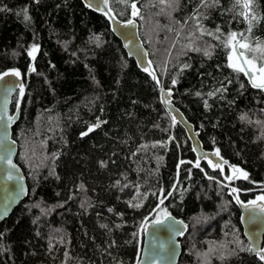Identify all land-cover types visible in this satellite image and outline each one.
I'll list each match as a JSON object with an SVG mask.
<instances>
[{
	"label": "trees",
	"instance_id": "1",
	"mask_svg": "<svg viewBox=\"0 0 264 264\" xmlns=\"http://www.w3.org/2000/svg\"><path fill=\"white\" fill-rule=\"evenodd\" d=\"M133 2L147 9L135 19L150 71L138 69L109 20L81 0H0V73L16 69L23 79V98L19 89L11 98L10 112L20 101L11 137L28 188L0 224V264H136L143 234H133L157 209L160 189L167 196L173 185L177 191L161 207L187 225L178 264H263L240 251L250 247L230 186L223 187L227 170L193 166L186 133L161 104L159 88L172 90L173 104L199 130L205 150L219 149L228 167L249 174L229 183L239 199L264 195V92L227 67L224 36L215 38L219 27L264 41V19L247 33L234 0L206 6L109 0V6L127 21ZM253 11L264 17V0H255ZM33 45L35 61L27 54ZM157 46L165 51L164 68L152 54ZM220 226L231 234L221 237ZM218 239L233 247L209 252Z\"/></svg>",
	"mask_w": 264,
	"mask_h": 264
},
{
	"label": "water",
	"instance_id": "2",
	"mask_svg": "<svg viewBox=\"0 0 264 264\" xmlns=\"http://www.w3.org/2000/svg\"><path fill=\"white\" fill-rule=\"evenodd\" d=\"M82 3L86 6V4L91 3L93 7H87L90 10H94L99 14H102L109 20V27L111 32L115 35L117 39H119L120 43L124 47V51L127 57L133 58L135 64L138 69L145 71L151 70L149 64V56L145 49V45L141 42L139 38V31L137 26V20L135 18H131L133 24L128 25L127 21L123 19H117L114 17L112 12L109 16L105 15V12H108L111 7L109 6L105 8L103 4V0H81ZM99 4V7L96 5ZM127 25V26H126ZM29 77V73L26 74L25 80ZM11 85H16L13 87L10 92L6 91V88ZM23 83L22 76L20 79L15 77H6L5 81H0V156H8L11 159L12 163L16 165L15 169H10L8 167L7 161L0 159V224L11 215L12 210L15 206L19 205L23 198L28 192V188H26L25 183V175L20 170L19 166L15 163V155L17 154L16 143L14 139L11 137V128L14 123L17 121L19 116V111H17V107L13 112H10V103L12 102V96L19 89V85ZM171 91V95H168V92ZM160 93V102L163 106H165L169 117L172 119L174 124H178L179 127L185 131L186 138L190 143V150L195 156V161L199 158L200 164L204 163L206 168L213 171L212 168L208 166V159H211L213 163H220L224 169L223 161L225 160L221 155L220 157H216L212 155L217 149L213 148L212 150H205L203 148L202 143L198 139L199 130H195L192 126V123L183 116L178 106H175L172 102V90L166 89L165 87H161L159 89ZM170 101V103L168 102ZM14 116L15 119L8 122V117ZM175 117V121L173 120ZM10 150V154H9ZM220 171V169H219ZM12 173L13 179L9 180L8 174ZM23 189V191L21 190ZM233 202L239 209V218H240V228L243 233V237L248 243L249 247L254 250H259V248H263L264 242V214H260L258 211L255 213L256 220L254 223H249V217L253 215L248 209H245L242 204H237L236 200L233 196ZM242 203H247L242 201ZM7 208L6 215L4 214V210ZM173 217V216H172ZM175 220H180L179 218L173 217ZM171 223V221L167 222ZM151 224V222H149ZM185 225V223L183 222ZM180 230V234H173L167 231L164 228L155 229L149 228L148 234H143V239L141 240V249L138 254L142 264H178L179 255L182 250V246H180L179 238L185 236L186 228L183 225H176ZM174 249V255L171 254V250ZM254 254V252H252ZM264 264V262H262Z\"/></svg>",
	"mask_w": 264,
	"mask_h": 264
},
{
	"label": "snow or ice",
	"instance_id": "3",
	"mask_svg": "<svg viewBox=\"0 0 264 264\" xmlns=\"http://www.w3.org/2000/svg\"><path fill=\"white\" fill-rule=\"evenodd\" d=\"M121 3H126L127 0H120ZM255 0H234V7L238 6L243 11L239 13L245 21L248 23L247 33H251L253 28V21L256 23H259L261 19H264V17H258L255 12L253 11ZM104 7H108V0H103ZM219 0H212V5H218ZM208 5V0H202V6ZM87 7H93L91 3L86 4ZM132 10V16H137L139 13V10L137 9L136 3H130L128 5ZM96 7H99V4L96 5ZM111 9H109L108 12H105L104 14L109 16V18H112L110 15ZM25 19H29L27 15H25ZM197 20V27L200 29L201 34H205L204 29L200 27L199 24V17H195ZM128 25L133 24L132 20H129L127 22ZM127 26V25H126ZM216 33H219V35H216V39H220V36H224V39L221 40L222 45L225 49L228 50L227 54V67L232 70V72L236 73L237 76L243 75L245 78H247L248 83L250 86L254 89L259 90L260 92H264V41L260 40H251L248 35H246L245 32H236L231 31L227 33L226 35L221 32L220 28L217 27L215 30ZM208 35H214L212 32L206 33ZM97 41L99 40V37H96ZM38 46L33 45L31 49L28 51V56L31 57L33 61L36 59V53L38 52ZM195 51H200V49H194ZM204 55L211 57V52L209 50L204 51ZM187 67V65H185ZM147 70V69H145ZM30 71H36L35 67H32ZM149 75H152L153 80H156V76L153 75L151 72H149ZM6 77H15L17 79L21 78V73L19 70L12 69L11 71H5L0 73V81H5ZM173 85H175L176 81L173 80ZM231 83V81H229ZM13 87H16V85H11L9 83V86L6 88L7 92H10ZM19 87V96L22 99L24 96V86L21 84ZM243 87V84L241 85ZM226 87H222L221 89H217L216 91L222 92L226 91ZM197 95H200L199 92L196 93ZM215 93L209 92V96H213ZM168 95H171V91L168 92ZM170 103V101H168ZM19 103L20 101H17V111H19ZM205 106L208 107L207 101H205ZM264 111V110H262ZM2 119V117H0ZM15 119L14 116L8 117V122L10 123ZM243 119V117H242ZM173 120L175 121V117H173ZM94 127H99V124L95 125ZM93 127H89L88 132L93 131ZM88 133L85 132L82 135H87ZM10 154V150H9ZM212 155L216 157H220L219 149H217ZM0 159L6 160L8 167L10 169H15L16 165L12 163L11 159L8 158V156H0ZM103 164V162H101ZM181 164L185 163V161H180ZM208 166L212 168L213 170L220 169L221 172H223V167L220 163H213L211 159H208L207 161ZM223 164L227 165L228 161L224 160ZM194 167L200 168L201 171H204L203 168L200 166V159L198 158L195 163L193 164ZM231 169V175H228L225 177L226 180L231 183L234 179H244L248 180L249 174L244 171L243 169L236 167V166H230ZM9 180L13 179V175L10 172L7 177ZM209 179H214L213 177H209ZM217 183H220L217 181ZM228 185H223V187H227ZM81 187H83L81 185ZM23 191V189H21ZM177 191L176 185H173L171 190L168 192L167 196L164 195V189H160L159 193V204L157 205V209H154V216L153 217H146L139 226L138 233H134V236H139L140 234H148L149 228H155L160 229L164 228L167 231L173 233V234H180L179 228L176 227V225H183L184 228L187 227V225L183 224V221L175 220L171 213L168 211L166 207H161L165 204V200L172 195L173 192ZM239 189L236 187H232L230 190V195L234 196V199L236 200L237 204H242V206L245 209H248L250 212L253 213L248 219L249 223H254L256 220L255 213L258 211L260 214H264V195H260L256 197L253 200L248 201L247 203H242V201L239 199ZM139 195V193H137ZM153 195H156V193H153ZM131 207L140 208L142 207V204L136 203L131 204ZM111 211V209H109ZM7 208L4 210V214L6 215ZM2 218V216H0ZM149 219H151V224H149ZM171 221V223H167ZM2 235V234H0ZM240 251H249L254 252V254L258 257V259L262 262H264V248H259V250H254L252 248H240ZM171 254L174 255V249L171 250ZM136 264H142V261L140 260L139 256L137 257Z\"/></svg>",
	"mask_w": 264,
	"mask_h": 264
},
{
	"label": "rangeland",
	"instance_id": "4",
	"mask_svg": "<svg viewBox=\"0 0 264 264\" xmlns=\"http://www.w3.org/2000/svg\"><path fill=\"white\" fill-rule=\"evenodd\" d=\"M139 10V9H138ZM147 11V9H145V10H143V11H141V9L139 10V13H138V15L137 16H132V10H131V13H130V18H138V17H140V15H141V12H146ZM143 14V13H142ZM146 14V13H145ZM247 35V34H246ZM153 41H155V40H152V41H150L152 44H153ZM159 47V48H158ZM159 49L160 50H163L162 52L161 51H159ZM151 50L152 51H154L152 54H153V56L155 57V62H156V64H162L161 66H162V68H164V66H165V62H166V60H167V58H166V55L164 54V48H162L161 46H157V47H151ZM28 54V53H27ZM161 66H159V67H161ZM162 87V86H161ZM160 87V88H161ZM159 88V89H160ZM16 105H17V103H16ZM225 170H227V172H226V175L224 176V179H223V181H224V185H229L230 186V188H228L229 190H231V188H232V185L231 184H229V181L228 180H226L225 179V177L226 176H228V175H231V169H230V167H228L227 165H226V167H225V169H223V172H221V171H219L220 173H225ZM234 180H236V179H234ZM233 180V181H234ZM226 188V187H225ZM261 194H256V196L255 197H253L251 200H253V199H255L256 197H258V196H260ZM154 216V213H153V215H152V217ZM223 228V227H222ZM221 228V226L219 227V235L221 236V237H223V236H228V235H230L231 234V232L230 231H227V228H224V229H222ZM193 232H194V234L195 233H197L196 232V230L194 229L193 230ZM244 238V237H243ZM237 242V241H236ZM215 243V242H214ZM213 244V243H212ZM214 246H215V248L214 247H207V250H209V252H214L215 251V253H221V255L222 254H224V250H227V249H229V248H232L233 247V244H232V241L231 242H229V244H225V243H222V241L221 240H216V243L214 244ZM263 248H264V245H263ZM222 251V252H221Z\"/></svg>",
	"mask_w": 264,
	"mask_h": 264
}]
</instances>
